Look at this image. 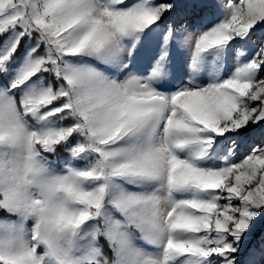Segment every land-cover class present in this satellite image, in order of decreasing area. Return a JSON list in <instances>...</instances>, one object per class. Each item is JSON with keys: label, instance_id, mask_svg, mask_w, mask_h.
<instances>
[{"label": "snow or ice", "instance_id": "1", "mask_svg": "<svg viewBox=\"0 0 264 264\" xmlns=\"http://www.w3.org/2000/svg\"><path fill=\"white\" fill-rule=\"evenodd\" d=\"M0 264H264V0H0Z\"/></svg>", "mask_w": 264, "mask_h": 264}, {"label": "rangeland", "instance_id": "2", "mask_svg": "<svg viewBox=\"0 0 264 264\" xmlns=\"http://www.w3.org/2000/svg\"><path fill=\"white\" fill-rule=\"evenodd\" d=\"M61 155L63 154V151L61 150V153H60Z\"/></svg>", "mask_w": 264, "mask_h": 264}]
</instances>
